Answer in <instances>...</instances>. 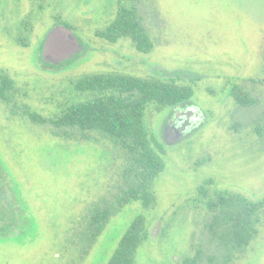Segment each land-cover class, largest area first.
Listing matches in <instances>:
<instances>
[{
  "label": "rangeland",
  "instance_id": "rangeland-1",
  "mask_svg": "<svg viewBox=\"0 0 264 264\" xmlns=\"http://www.w3.org/2000/svg\"><path fill=\"white\" fill-rule=\"evenodd\" d=\"M120 5L136 9L152 51L98 34ZM58 24L87 49L67 66L45 67L40 46ZM180 73L200 79L175 78ZM94 74L190 84L191 102L208 117L167 146L159 134L172 108H148L149 132L165 149V168L147 186L148 207L130 199L144 182L122 142L53 123L96 95L77 86ZM4 77L13 87H3ZM1 88L0 206L7 211L12 202L26 218L15 231L0 229V264H109L139 216L147 235L132 264H264V210L255 236L240 245L229 224L212 228L223 212L207 204L224 190L264 197V0H0ZM237 90L252 103H239Z\"/></svg>",
  "mask_w": 264,
  "mask_h": 264
},
{
  "label": "trees",
  "instance_id": "trees-1",
  "mask_svg": "<svg viewBox=\"0 0 264 264\" xmlns=\"http://www.w3.org/2000/svg\"><path fill=\"white\" fill-rule=\"evenodd\" d=\"M98 34L111 42L129 37L136 48L145 53L154 48V43L133 7L120 5L113 22ZM181 77L182 75L177 74L175 78ZM172 79L144 78L127 74L87 76L79 80L77 86L96 95L69 105L61 116L53 120L54 125L58 127L78 126L85 130H101L114 141L122 142L133 162H136L144 182L141 195L132 190L130 199H141L147 207L153 199L147 186L156 180L165 168V149L158 137L150 134L146 124V112L151 106L161 112L169 107L191 103L194 95L190 84L181 85ZM189 79L197 81L200 76ZM2 84L4 88L13 87V81L9 77H4ZM4 88L0 89L1 93H4ZM233 94L241 104H250L253 101L247 91L237 90L233 91ZM200 193L207 195L206 188L202 187ZM207 204L209 209L223 212L214 216L212 228L216 229L224 222L229 224L230 234L240 245L249 243L251 237L257 233L256 223L260 221V213L264 210V197L252 200L241 192L224 190L208 200ZM146 235L145 218L139 216L124 235L109 264H132ZM197 262L196 258H188L183 264Z\"/></svg>",
  "mask_w": 264,
  "mask_h": 264
},
{
  "label": "water",
  "instance_id": "water-1",
  "mask_svg": "<svg viewBox=\"0 0 264 264\" xmlns=\"http://www.w3.org/2000/svg\"><path fill=\"white\" fill-rule=\"evenodd\" d=\"M86 44L68 26L55 25L40 46L39 60L45 67L60 68L69 65L86 51ZM186 77L198 74L180 73ZM207 115L196 104L183 103L174 106L160 130L164 145L170 146L195 133L206 121Z\"/></svg>",
  "mask_w": 264,
  "mask_h": 264
},
{
  "label": "flooded vegetation",
  "instance_id": "flooded-vegetation-1",
  "mask_svg": "<svg viewBox=\"0 0 264 264\" xmlns=\"http://www.w3.org/2000/svg\"><path fill=\"white\" fill-rule=\"evenodd\" d=\"M1 187L3 189H1ZM5 194V189L3 185H0V197ZM7 211H5L0 206V229H9L15 231L14 228H17L20 222H24V218H26L25 213L19 215L18 211L14 210V204L9 202L4 205Z\"/></svg>",
  "mask_w": 264,
  "mask_h": 264
}]
</instances>
